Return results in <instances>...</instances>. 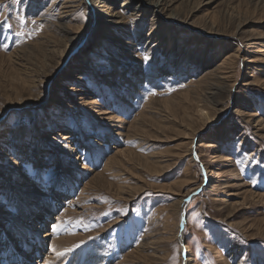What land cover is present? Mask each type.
<instances>
[{
    "label": "rangeland",
    "instance_id": "rangeland-1",
    "mask_svg": "<svg viewBox=\"0 0 264 264\" xmlns=\"http://www.w3.org/2000/svg\"><path fill=\"white\" fill-rule=\"evenodd\" d=\"M63 1L0 0V231L18 199L51 201L36 237L45 251L60 238L63 262L101 243L106 264H264V0L136 14L144 0H74L70 16ZM154 32L164 51L152 56ZM24 125L19 158L9 134ZM58 178L65 195L47 196Z\"/></svg>",
    "mask_w": 264,
    "mask_h": 264
},
{
    "label": "bare ground",
    "instance_id": "bare-ground-1",
    "mask_svg": "<svg viewBox=\"0 0 264 264\" xmlns=\"http://www.w3.org/2000/svg\"><path fill=\"white\" fill-rule=\"evenodd\" d=\"M71 1H74V0H64L62 2V4L58 7V9L62 10V8L65 7V6H63L64 3L71 2ZM115 1L116 0H106V2H108V3H114ZM133 2H134V0H123L122 4L127 9H129V7L133 4ZM169 2H170L169 0H144L143 5L141 3H139L138 5L134 6L130 10L134 14H136L137 11H140L139 7L141 5V7H142L141 10L143 9V13H145V12L147 13L151 8H158L159 6H165ZM61 12H66V14L68 16H70L69 15L70 12L64 11V9ZM42 17L44 20H49L48 17H45V16H42ZM112 17L113 16H110L109 19L107 17H105L104 22H108V20L109 21L113 20ZM132 20L135 21L133 18H132ZM71 22H73V21H71ZM67 25H68V23H67ZM152 25H156V27H161L162 24L153 21ZM68 27H71V26H68ZM63 30L65 31V34H67V35L72 33L68 28H65V27ZM74 30H75V28L73 29V31ZM152 33H153V30L151 31L150 35H152ZM154 33H155L157 40L154 42V44L152 46H150L147 49L151 53L152 56H154L157 52H159L160 54H163V52L161 53V51H164L162 49L163 39L160 38L161 36L158 35L159 33H157V32H154ZM68 37L70 38V36H68ZM158 44H159V47H158ZM164 55H165V53H164ZM207 88H208L209 92L207 93L206 100L208 102V106H210L211 102L213 103L216 100V97L218 94L217 91L224 88V85H223L222 81H219V82L208 84ZM200 107H201V109H206L207 104L203 103V106L201 105ZM196 112H199V111H196ZM236 112L240 113L241 111L236 110ZM26 113H28V112H26ZM201 113H202V111H201ZM205 113H203V115ZM25 131H27V130H25V125L21 126V127L18 126V128H13L12 132H10V134H9L12 137V142H13L12 147L14 149L15 155L19 158H25L26 157L23 154L24 153L23 149L25 147L24 145L26 143L25 142L26 141L25 140ZM60 137L63 140H69V139L73 138V134L71 132L64 133V134H61ZM39 145H38V148L36 149L37 151L33 155V158H32L33 161L40 160L41 147ZM199 146H201L203 148H207V147H211L212 144H210V142H203ZM184 155H186V154H184ZM144 160L146 161V159H144ZM112 162H113V165L118 164V163H120V159H117V158L112 159ZM82 168H84V166H82ZM186 174H188V173H186ZM60 180L61 179L58 178V179H55V181H53V182H55V184L52 185V187H50V189H48V191H47L48 194L46 193L47 196L55 198V197H58L61 195H65V194L59 192V191L65 190V187H63V186H65V182H63V180L62 181H60ZM33 184L36 185L37 181L35 180L33 182ZM12 185H14V184H12ZM184 185H186V184H184ZM37 188L39 189L40 193H45V191H43V188H41V187H37ZM24 195H25V193H24ZM18 204H19L18 211H17L18 214L15 217H13L12 219H8L10 221L9 228L3 229L2 231H0V246L4 247L3 252H1V253H5V252L12 253V254H14V258H13V260L7 259V260L11 261V262H7V260H5V258H4L5 256L0 255V264H36L35 262H36V259L38 257L43 258L42 259L43 264H106L107 255L103 251V248H101L102 247L101 243L99 245L89 243V244L83 245L80 249L76 248L73 255L71 256V258L65 262H63V260H64L63 258H65V256L61 257V254L64 251V249H62V250L60 249V247H63L61 244L60 238L51 239V241L49 242L50 247L48 248V251H45L44 247L41 246V244L43 243V240L41 241L40 238L36 237L37 236L36 233L37 232L39 233L40 229L43 228V226L46 224V218L49 216L48 213H49V211L51 212V210L54 209L55 205L53 204V202L48 201V203L46 205L33 204L32 203L31 205L28 206V205L21 203L19 201V199H18ZM175 217L179 218V222H178L177 234L174 233L175 235H173V238H175L177 242H178V240H179V242H182L183 237H182L180 228H181L182 224L184 223L183 222L184 221L183 210L180 209L178 212V215L176 214ZM168 218H169V216L167 218H165V223L168 222ZM60 221H61L60 218H56L55 219L56 224L52 223V224H55L54 226L52 225V228L54 229V227H55L56 231H57V224ZM18 222H20V223H18ZM150 228H151V226H150ZM148 231H149V229H148ZM179 232H180V235H179ZM165 233H166V231H165ZM51 235H53L51 232L46 231L43 233V235L41 234L40 237L43 239L45 237H51ZM147 236L149 237V235H147ZM165 239L167 242L170 239V237L168 236ZM143 241H144V243H142V245H141L142 247L145 248L147 246H150L151 241H149L148 243H145L144 239H143ZM31 245H34V247H36V248H35V251L30 253L32 255H29L28 250L31 247ZM144 245H146V246H144ZM184 249L186 250V247H184ZM184 262H185V260L182 261L180 264H184Z\"/></svg>",
    "mask_w": 264,
    "mask_h": 264
},
{
    "label": "water",
    "instance_id": "water-1",
    "mask_svg": "<svg viewBox=\"0 0 264 264\" xmlns=\"http://www.w3.org/2000/svg\"><path fill=\"white\" fill-rule=\"evenodd\" d=\"M190 199V197L187 199V201ZM181 228H182V226H181Z\"/></svg>",
    "mask_w": 264,
    "mask_h": 264
},
{
    "label": "snow or ice",
    "instance_id": "snow-or-ice-1",
    "mask_svg": "<svg viewBox=\"0 0 264 264\" xmlns=\"http://www.w3.org/2000/svg\"><path fill=\"white\" fill-rule=\"evenodd\" d=\"M145 59L147 60V57H145Z\"/></svg>",
    "mask_w": 264,
    "mask_h": 264
}]
</instances>
